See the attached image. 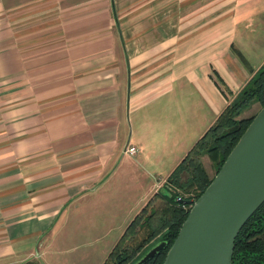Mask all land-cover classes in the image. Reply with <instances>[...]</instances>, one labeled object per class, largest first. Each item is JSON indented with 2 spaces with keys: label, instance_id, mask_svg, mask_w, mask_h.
<instances>
[{
  "label": "crops",
  "instance_id": "1",
  "mask_svg": "<svg viewBox=\"0 0 264 264\" xmlns=\"http://www.w3.org/2000/svg\"><path fill=\"white\" fill-rule=\"evenodd\" d=\"M263 64L264 0H0V264H102L117 189L143 206Z\"/></svg>",
  "mask_w": 264,
  "mask_h": 264
},
{
  "label": "trees",
  "instance_id": "2",
  "mask_svg": "<svg viewBox=\"0 0 264 264\" xmlns=\"http://www.w3.org/2000/svg\"><path fill=\"white\" fill-rule=\"evenodd\" d=\"M252 104L264 106V64L165 178L167 194L157 191L146 200L102 264H133L154 243L164 241L166 247L145 264L162 263L189 210L177 199L194 201L203 192L212 177L201 158H207L215 174L254 116L241 117ZM230 264H264V201L238 231Z\"/></svg>",
  "mask_w": 264,
  "mask_h": 264
},
{
  "label": "water",
  "instance_id": "3",
  "mask_svg": "<svg viewBox=\"0 0 264 264\" xmlns=\"http://www.w3.org/2000/svg\"><path fill=\"white\" fill-rule=\"evenodd\" d=\"M263 201L264 106L198 198L177 199L189 210L161 264H230L238 231ZM165 247L157 241L133 264L147 263Z\"/></svg>",
  "mask_w": 264,
  "mask_h": 264
},
{
  "label": "rangeland",
  "instance_id": "4",
  "mask_svg": "<svg viewBox=\"0 0 264 264\" xmlns=\"http://www.w3.org/2000/svg\"><path fill=\"white\" fill-rule=\"evenodd\" d=\"M259 108L260 107L257 104H252L248 110L244 111L241 117H251L259 110ZM128 130L130 131L129 127ZM201 162L208 177H213L214 168L210 165L207 158L202 157ZM128 184L129 186L131 185L130 182H128ZM111 185L112 183L109 185V188L111 187ZM122 187L124 186H120L117 189L116 201L114 205H107L106 209H108V211H106V214L104 216L98 217V223H100L102 220L100 225L102 230L100 229V231H103L105 233V235L103 233V239L99 244L100 250L102 252L100 255L101 262L104 260L105 256L110 251L112 244H114L116 240L120 237L125 226L130 222L133 216L142 207V205H136L134 203V200L136 201V198L140 196V191L136 188H134L133 190H124L122 189ZM157 191L167 194L165 180L161 183ZM130 194H132L134 197L133 202H130V200L126 199V197ZM98 258L99 257L96 256V260H98Z\"/></svg>",
  "mask_w": 264,
  "mask_h": 264
},
{
  "label": "built area",
  "instance_id": "5",
  "mask_svg": "<svg viewBox=\"0 0 264 264\" xmlns=\"http://www.w3.org/2000/svg\"><path fill=\"white\" fill-rule=\"evenodd\" d=\"M136 152V149L133 147H126L124 149V153L128 154L129 156H133Z\"/></svg>",
  "mask_w": 264,
  "mask_h": 264
}]
</instances>
